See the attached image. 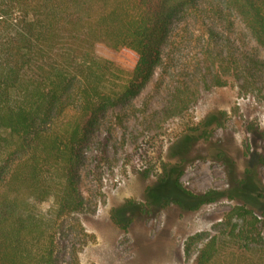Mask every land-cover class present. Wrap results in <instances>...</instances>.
Listing matches in <instances>:
<instances>
[{"label": "trees", "instance_id": "16d2710c", "mask_svg": "<svg viewBox=\"0 0 264 264\" xmlns=\"http://www.w3.org/2000/svg\"><path fill=\"white\" fill-rule=\"evenodd\" d=\"M232 12L264 49V0H0V264H58L52 219L36 205L50 199L58 216L79 210L84 203L78 189L83 148L107 110L149 82L162 64L173 24L210 17L232 23ZM99 47L114 57L99 54ZM206 54L234 70L243 59L232 51L226 57L221 50L207 49ZM244 64L248 73L264 68L255 51L244 55ZM225 82L213 76L214 85ZM184 103L179 98L174 106ZM69 109L74 110L71 118L57 127ZM222 118L221 113L207 114L170 145L158 182L170 187L173 197L162 201L148 193L139 211L170 200L178 205L191 201L195 208L209 199L194 196L179 178L200 156L193 146L208 142ZM215 150L212 156L230 168L226 196L240 203L230 210L225 232L206 239L195 233L184 252L189 254L192 243L203 238L192 264H264V217L255 212L252 195L263 193L256 184L247 190L245 180L235 178L229 156ZM112 218L121 224L116 212Z\"/></svg>", "mask_w": 264, "mask_h": 264}, {"label": "rangeland", "instance_id": "374dc122", "mask_svg": "<svg viewBox=\"0 0 264 264\" xmlns=\"http://www.w3.org/2000/svg\"><path fill=\"white\" fill-rule=\"evenodd\" d=\"M229 18L232 23L211 17L174 23L162 48V64L149 82L134 97L109 108L83 148L86 160L78 184L83 206L58 216L50 199L36 205L52 219L58 264H192L203 238L225 232L230 210L240 203L226 196L230 168L212 156L216 148L229 156L235 178L245 180L247 190L256 184L263 193L252 195L255 212L264 217V68L248 73L243 67L247 52L255 51L264 60V49L235 13ZM208 28L216 36L210 37ZM207 49L221 50L225 57L232 51L243 59L234 70L229 63L214 61ZM97 52L114 57L100 47ZM214 75L225 84L214 85ZM179 98L185 103L175 108ZM73 111L67 110L56 126L62 128ZM211 112L222 114V124L213 125L208 142L193 146L200 156L179 178L194 196L209 199L195 208L191 201L178 205L170 200L163 207L139 211L148 193L162 201L173 197L171 188L158 182L168 148ZM113 212L121 224L113 220ZM195 233L203 238L186 254L187 238Z\"/></svg>", "mask_w": 264, "mask_h": 264}]
</instances>
